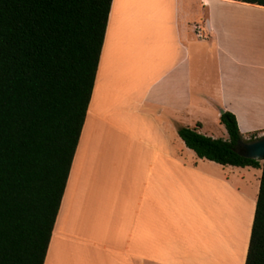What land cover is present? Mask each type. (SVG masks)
I'll return each mask as SVG.
<instances>
[{"label":"crops","instance_id":"obj_1","mask_svg":"<svg viewBox=\"0 0 264 264\" xmlns=\"http://www.w3.org/2000/svg\"><path fill=\"white\" fill-rule=\"evenodd\" d=\"M212 109L264 137V7L113 0L44 264H246L262 168L199 159L178 134L228 141L205 132Z\"/></svg>","mask_w":264,"mask_h":264},{"label":"trees","instance_id":"obj_2","mask_svg":"<svg viewBox=\"0 0 264 264\" xmlns=\"http://www.w3.org/2000/svg\"><path fill=\"white\" fill-rule=\"evenodd\" d=\"M264 7V0H230ZM113 0H0V264H44L93 95ZM229 140L179 137L199 159L262 168L246 264H264V161Z\"/></svg>","mask_w":264,"mask_h":264},{"label":"water","instance_id":"obj_3","mask_svg":"<svg viewBox=\"0 0 264 264\" xmlns=\"http://www.w3.org/2000/svg\"><path fill=\"white\" fill-rule=\"evenodd\" d=\"M224 112H222L223 114ZM239 153L248 158L263 162L264 161V138L258 141L244 144Z\"/></svg>","mask_w":264,"mask_h":264},{"label":"rangeland","instance_id":"obj_4","mask_svg":"<svg viewBox=\"0 0 264 264\" xmlns=\"http://www.w3.org/2000/svg\"><path fill=\"white\" fill-rule=\"evenodd\" d=\"M211 114L212 115L210 117H207L205 132H208L209 134L210 133L214 134L215 136L219 137V136H221V133L219 131V127H222L224 129V126H222L220 120H218L217 118L214 117L217 115V113L214 109H212ZM224 131H226V130H224Z\"/></svg>","mask_w":264,"mask_h":264},{"label":"built area","instance_id":"obj_5","mask_svg":"<svg viewBox=\"0 0 264 264\" xmlns=\"http://www.w3.org/2000/svg\"><path fill=\"white\" fill-rule=\"evenodd\" d=\"M194 33L197 39L206 40L209 37L208 31L202 24L194 25Z\"/></svg>","mask_w":264,"mask_h":264}]
</instances>
